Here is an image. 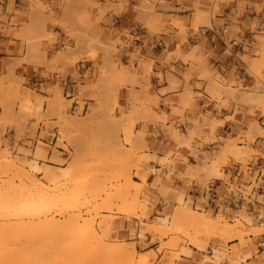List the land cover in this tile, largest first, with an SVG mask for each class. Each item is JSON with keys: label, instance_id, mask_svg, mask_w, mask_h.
I'll return each mask as SVG.
<instances>
[{"label": "rangeland", "instance_id": "374dc122", "mask_svg": "<svg viewBox=\"0 0 264 264\" xmlns=\"http://www.w3.org/2000/svg\"><path fill=\"white\" fill-rule=\"evenodd\" d=\"M176 5L166 7L165 0H0V36L19 42V58L8 60L6 74H0V165L5 160L16 166V171L0 166V199L18 193L17 185L38 183L46 196L61 202L49 207L45 219L64 224L71 213L93 218L100 238L107 230L101 238L105 245L122 243L149 264H244L240 259L247 256L249 264H264V166L253 169L264 158V150L254 147L264 143V105L254 101L260 92L264 99V0H192L188 6L177 0ZM123 15L133 19L132 34L103 27L108 17ZM247 15L258 17L241 21ZM53 28L73 44L64 43L48 55L46 46L58 42ZM141 29L148 35L143 48L150 47L151 55L135 45ZM30 62L60 74L74 69L76 79L78 63H89L92 70L73 92L57 84L41 89L42 97L14 72ZM155 64L164 68L163 74L158 68L152 72ZM152 76L158 86L167 84L156 91L159 96ZM222 110L231 115L223 116ZM237 114L240 121L234 118ZM227 121L236 128H223ZM152 128L162 130L173 147L154 150L149 143L156 136ZM12 130L13 142L8 134ZM65 171L70 172L68 180H49ZM125 175V182L119 180ZM128 180L134 189L126 186ZM217 180L222 181L219 188ZM86 183L93 192L83 190ZM122 184L130 189L126 202L129 197L137 202L134 213L121 199L127 211L115 199L110 202L114 206L108 201L100 205L104 193L112 198V188ZM69 196L75 197L74 212L69 211ZM183 208L202 213L212 223L218 220L219 233L184 223L173 230V216ZM159 218L167 220L164 236L153 230ZM39 236L33 243L17 241L16 249L34 256L37 264H52L53 243L60 238L51 235L50 250L51 241L45 238L43 244ZM93 249V243L87 245L86 256ZM100 256L95 264H109Z\"/></svg>", "mask_w": 264, "mask_h": 264}, {"label": "bare ground", "instance_id": "6f19581e", "mask_svg": "<svg viewBox=\"0 0 264 264\" xmlns=\"http://www.w3.org/2000/svg\"><path fill=\"white\" fill-rule=\"evenodd\" d=\"M144 8V7H143ZM146 13H144V14H148L147 13V10H144ZM143 11V12H144ZM151 11V10H150ZM149 11V15L152 13V12H150ZM156 15V14H155ZM150 16H152V15H150ZM158 18V17H157ZM156 20V19H155ZM155 22V21H154ZM154 22H152V23H154ZM151 23V24H152ZM155 23H157V21L155 22ZM147 25V24H146ZM159 25V24H158ZM91 46V45H90ZM96 46V45H95ZM104 46V45H103ZM88 47V46H87ZM92 48H93V46H92ZM95 48V47H94ZM93 48V49H94ZM107 49V48H106ZM108 50V49H107ZM262 50V49H261ZM105 51V50H104ZM93 52V51H92ZM91 52V53H92ZM90 53V54H91ZM258 62V61H257ZM257 66V65H256ZM106 67V66H105ZM106 69H109V68H106ZM105 70V69H104ZM107 71V70H106ZM105 71V72H106ZM109 71V70H108ZM112 71V70H111ZM110 71V72H111ZM114 71H115V73H114ZM104 72V73H105ZM112 73H114V74H116L117 72H116V70H114L113 69V71H112ZM112 73H110V74H112ZM106 74H108V72L106 73ZM203 75V74H202ZM112 76H113V74H112ZM214 83H212V85H213ZM214 86V85H213ZM212 87V86H211ZM256 87V86H255ZM251 88V87H250ZM214 90V89H213ZM227 90V89H226ZM250 90V89H249ZM258 91H260V90H258ZM250 92V91H249ZM228 93H230V91H228L227 92V94ZM248 93V92H247ZM255 93V92H254ZM261 93V92H260ZM260 93H259V95H257V97H258V99L256 98V97H254V95H252L254 98H256V100L254 99V101H256L257 102V100L259 101V103L260 104H262V105H264V103H262V102H264V99L262 100V96L260 95ZM250 94V93H249ZM248 94V95H249ZM263 94V93H262ZM230 95V94H229ZM255 95H256V93H255ZM260 96V97H259ZM147 97V96H146ZM247 97V96H246ZM249 97V96H248ZM251 97V96H250ZM245 98V97H244ZM260 98V99H259ZM251 99V98H250ZM100 100H102V99H100ZM134 100H136V99H134ZM249 100V99H248ZM260 100L262 101V102H260ZM255 102V103H256ZM101 104V103H100ZM102 105V104H101ZM102 106H104V105H102ZM261 106V105H260ZM100 108V107H99ZM104 111H105V109H103ZM102 112V111H101ZM262 112H264V111H262ZM95 114V113H94ZM94 118V117H93ZM96 120V119H95ZM98 120V119H97ZM6 121V120H5ZM96 122V121H95ZM3 123V122H2ZM1 123V124H2ZM72 123V122H71ZM4 124V123H3ZM93 124V123H92ZM67 126V125H66ZM69 127H71L70 129H72V126H69ZM86 127V126H85ZM89 127H91V126H89ZM82 128L84 129V127L82 126ZM250 128V127H249ZM256 128V127H255ZM254 128V129H255ZM258 128V127H257ZM73 130V129H72ZM75 131H77L76 129H74ZM79 130V129H78ZM86 130V129H85ZM88 130V129H87ZM250 131H252V130H250ZM232 143H229V145H231ZM233 145H234V142H233ZM232 150V149H231ZM237 150V149H236ZM235 149L233 150V152L234 151H236ZM239 151V150H238ZM232 152V151H231ZM237 152V151H236ZM236 152H234V155L236 154L237 155V153ZM240 152V151H239ZM127 154V153H126ZM3 155H4V153H3ZM3 155H1V158H2V156ZM235 155V156H236ZM240 155V154H239ZM5 156V155H4ZM3 156V157H4ZM126 156V155H125ZM3 159V158H2ZM1 161V163H3L2 162V160H0ZM4 162L6 163V165H5V163H4V165L3 164H1L2 165V167H1V169L3 168V166H4V168L8 165V167H6V168H10L9 170H11V169H14L15 168V171H16V166L15 167H11L10 165H13V164H10L8 161V163L4 160ZM54 162V161H53ZM78 163V162H77ZM0 165V166H1ZM75 165V164H74ZM78 166V165H77ZM77 168L78 167H76V171H77ZM18 169V168H17ZM3 170V169H2ZM5 170V169H4ZM7 170V169H6ZM5 170V171H6ZM5 171H4V173H5ZM64 171V170H63ZM7 172V171H6ZM23 172V171H22ZM13 173H15V172H13ZM26 173V172H25ZM9 174H10V171H9ZM23 174H24V172H23ZM68 174H70V172L68 173V171H65V172H63V173H61V175L60 176H58V177H56V175L55 174H52V175H50L51 177H49V176H47V177H49V180L52 182V180H53V182L55 183L56 181H58L57 180V178H59V177H66ZM74 174V173H73ZM15 175V174H14ZM22 176V175H21ZM126 177V175L125 176H122L121 178H119V180L120 179H122L123 180V178H125ZM24 178H26V177H24ZM67 178V177H66ZM29 179H31V178H29ZM48 179V178H47ZM24 180H26V179H24ZM67 180H68V178H67ZM69 180H71V179H69ZM125 180H127V179H124L123 181L125 182ZM21 181V180H20ZM50 181H48L49 183H50ZM9 182V181H8ZM35 182V181H34ZM47 182V183H48ZM63 182H65V181H63ZM128 182H129V180H128ZM127 182V183H128ZM12 184V183H11ZM22 184V183H21ZM32 184V183H31ZM52 184V183H51ZM120 184V183H119ZM27 185V184H26ZM26 185H24V183H23V185L21 186H19V185H17L18 187V189L16 188V186L14 187L15 189H17L18 191V193H12V194H5L6 196L3 198L2 196L3 195H1V199H0V220L2 221V222H0V264H37V262L35 261V257H34V260L31 258V256L29 257L27 254H21L19 251L21 250V249H19L18 250V248L16 249V242L18 241H20V240H23V241H26V242H28V243H33V242H31V241H33V238H36L35 236L36 235H41V236H39V238H41L42 239V241L46 238V240L48 239V240H50V241H48V243L50 242V244L48 245V247H50L49 249L50 250H52V247L54 246L55 248L52 250V251H54L55 250V252H54V254H56V255H53V258H50V259H53V262H52V264H74V263H76V264H80V263H82V264H93V263H91L92 261H94L95 259H96V256H97V260H98V257H99V255H101L100 257H103V259L104 260H106L107 259V262L109 263V264H115L116 262H119L118 264H121L120 262H127L128 261V264H149V262H148V260L146 259V257H144V256H137V257H135V256H133V250H130V251H128V250H126L125 248L127 247H124L123 248V245H122V243L120 244V243H118L117 245H111V246H109V245H105V242L103 243V241L104 240H102L101 238L103 237V238H105L106 237V231L104 230L103 232H104V234H102V233H100V234H102V237L100 238L99 237V235H98V233L96 232V230H95V228H94V224H93V216L91 217L92 219L90 220L89 219V221L86 219H83V220H85V221H82V219H81V215L78 213V214H73V213H71L70 215H69V217L67 216V217H65L66 219L64 220V221H66L64 224H66V223H68V224H66V226H67V229H65V225L63 224V223H61L62 221L61 220H59V222L60 223H58V221H52V220H49V219H45V217H46V213H47V211H50L49 210V207L50 206H55L56 205V203L58 202V201H56V200H54V198L53 199H51L50 197H48V196H46V195H48V194H46L45 195V193L46 192H44V188H42V185L40 186L38 183H34L33 185H31V187H29V185L28 186H26ZM8 186V185H7ZM13 186L14 185H12L11 187H12V189H13ZM84 186V188H83V190L86 192L87 191V193L88 192H90V190H92L91 192H93V189L92 188H90L91 186L90 185H88V183H86V184H84L83 185ZM86 186L87 187H89V188H86ZM119 186V185H118ZM126 186H128L130 189L134 186L135 187V183L134 182H129V185H126ZM126 186H124L123 184H122V186H119V187H117V185H116V187H114V188H112L113 190V194H114V196H112V198H111V194L109 195V193H106L107 195L106 196H108V197H106L105 196V193H104V197L105 198H101V199H103L104 200V203H102L103 202V200H101L102 202H101V206H102V204H103V206L105 205L106 206V204H107V202L106 201H108V203H110L111 202V199H115V201L116 200H119V207H120V209H123V208H125V209H123L124 211H127V208L126 207H122V205L123 206H130V209H131V207H132V210H130V211H133L134 209L133 208H135V209H137V202H136V200H135V198L133 199V197H129L130 198V202L129 201H127L126 202V197H127V195L129 194L128 193V191L130 190L129 188H127ZM132 186V187H131ZM44 187V186H43ZM136 187L138 188V185H136ZM46 188V187H45ZM116 188V189H115ZM136 188V189H137ZM9 189H10V187H9ZM47 189V188H46ZM88 189V190H87ZM114 189H115V191H114ZM132 189H134V188H132ZM20 190V191H19ZM83 191V192H84ZM138 190H135V192H137ZM134 191L132 192V194L133 193H135ZM6 193V192H5ZM9 193V192H8ZM11 193V192H10ZM124 193V194H123ZM2 194V193H1ZM24 194H26V195H24ZM90 194V193H89ZM112 194V195H113ZM126 194V195H125ZM50 196V195H49ZM95 196V195H94ZM62 197V196H61ZM70 197V196H69ZM68 197V198H69ZM55 198H57V197H55ZM72 197H70V201L71 200H74L75 199V197H74V199H71ZM122 201H124L123 203H125V205L124 204H122L121 205V200ZM68 200V199H67ZM95 200V199H94ZM65 201V200H64ZM69 200H68V202L71 204L73 201H71L70 202ZM114 201V202H115ZM60 202V201H59ZM58 202V203H59ZM61 203V202H60ZM64 203V202H63ZM65 203H66V201H65ZM96 203V202H95ZM111 204V203H110ZM113 204H115V203H113ZM113 204H111L112 206H114ZM63 205V204H62ZM108 205V204H107ZM70 206V205H69ZM95 206H97V205H95ZM110 206V205H109ZM118 206V205H117ZM71 207V208H70ZM69 208H70V212H74L75 211V209H76V205L75 204H71V206H70ZM98 207L99 206H97V208L96 209H98ZM118 207V208H119ZM54 208V207H53ZM94 208V206H93V209H95ZM108 208V207H107ZM111 208V207H110ZM116 209V211H117V208H115ZM182 209V208H181ZM110 210V209H109ZM121 211V212H123V213H125L124 211ZM175 210H178V209H175ZM79 212V211H78ZM132 213H134V211L132 212ZM132 213H129V210H128V214H131L132 215ZM174 213V212H173ZM173 213H172V215H173ZM176 213V212H175ZM174 213V214H175ZM127 214V213H126ZM66 216V215H65ZM42 217H44V219H41L40 220V218H42ZM103 218H106V217H103ZM169 218H172V217H169ZM62 219V218H61ZM35 220H37V222H35ZM57 220V219H56ZM102 220H104L105 221V219H102ZM211 220V219H210ZM171 221V219L169 220V222ZM221 221V220H220ZM107 222V221H106ZM213 222H217V223H212V221L210 222L209 221V218H207L205 215H203L202 213H198V212H195V211H191V210H187V209H185V208H183V210H179L174 216H173V219H172V223H173V225L171 224V223H169V224H171L172 226H174L175 228L173 229V230H175V229H177V226L179 225V223L182 225V227H184L183 226V223L184 224H187V226L189 225L190 227L189 228H191V229H195V228H199L200 226H202V228H203V231H205L204 230V228L206 229V228H208V229H210L211 228V230L212 231H216V232H218L219 233V231H220V227H219V224H218V220H216V221H213ZM166 223H167V220H163V225H157L156 227H153L154 229V231L155 232H157L159 235H166V230H164V227H165V225H166ZM235 223V222H234ZM176 224H178L177 226H175ZM107 225V224H106ZM222 225V224H221ZM242 225V224H241ZM225 226V225H224ZM232 226V225H231ZM238 226V225H237ZM240 226V225H239ZM169 227V226H168ZM179 227H180V225H179ZM226 227H228L227 225H226ZM241 227V229H242V226H240ZM201 228V229H202ZM166 229V228H165ZM170 229V228H169ZM182 229V228H181ZM200 229V228H199ZM225 229V228H224ZM227 229H230V230H228V231H231V228H227ZM152 230V229H151ZM172 230V229H171ZM178 230H179V228H178ZM210 230V232H212ZM249 230V229H248ZM153 231V232H154ZM208 231V230H207ZM226 231V230H225ZM170 232V231H169ZM172 232V231H171ZM206 232V231H205ZM210 232H208V233H210ZM197 233H201V232H197ZM213 233V232H212ZM217 233V234H218ZM223 233V232H222ZM230 233V232H229ZM232 233V232H231ZM241 232H236L235 234H234V232H233V236H236L237 237V235H238V238L239 237H241L240 234ZM254 233V232H253ZM53 234V236L52 237H54V239L56 240V239H59L60 238V241L59 242H57V241H55L56 242V244H54L53 242H52V239H50L51 238V235ZM227 234V233H226ZM220 235V234H219ZM224 234H222L221 236H223ZM229 235V234H228ZM42 236H45V237H42ZM47 236V237H46ZM50 236V237H49ZM55 236H57V238L55 237ZM101 236V235H100ZM230 236H231V234H230ZM38 237V236H37ZM167 237V236H166ZM224 237H225V235H224ZM236 237H234V239H236ZM223 238V237H222ZM237 238V239H238ZM173 241H175L174 239H172ZM173 241H171L170 240V243L171 242H173ZM61 242V243H60ZM47 243V242H46ZM45 243V244H46ZM52 243H53V246H52ZM58 243V244H57ZM91 243H93V246H94V249L93 250H95L94 251V253H90L89 252V250L87 251V252H89V254H90V258H87V256L89 255H87L86 256V254H85V252H84V250L86 249V247H87V245H89V244H91ZM161 243V242H160ZM16 244V245H15ZM24 244V243H23ZM43 244H44V241H43ZM165 244V243H164ZM166 244H167V247H168V245H169V242H166ZM174 243H172V245H173ZM18 245H19V243H18ZM25 245V244H24ZM27 245V244H26ZM25 245V246H26ZM28 246V245H27ZM56 246H58V248H56ZM86 246V247H85ZM165 246V245H164ZM186 246V245H185ZM30 247V246H29ZM47 247V248H48ZM166 247V246H165ZM175 247V246H174ZM28 248V247H27ZM31 248V247H30ZM44 248H46V247H44ZM46 248V249H47ZM131 248V247H130ZM173 248V247H172ZM49 249H47V250H49ZM90 249V248H89ZM133 249V248H132ZM25 250V247L22 249V252H25L26 253V251H24ZM28 250H31V249H28ZM28 250H27V253H28ZM46 250V251H47ZM57 250H58V252L59 253H57ZM82 250H83V252H82ZM32 251V250H31ZM46 251H45V253H46ZM92 252V251H91ZM50 253H51V251H50ZM53 253V252H52ZM100 253V254H99ZM93 254V255H92ZM50 255V254H49ZM81 255H84V256H82L81 257ZM81 257V258H80ZM83 258L85 259V260H83ZM106 258V259H105ZM240 259V258H239ZM71 260H74V261H71ZM82 260L83 261H86V262H82ZM243 260H246V257L245 258H242V259H240V261H243ZM33 261L35 262V263H33ZM52 261V260H51ZM51 261H49V263L51 262ZM76 261V262H75ZM96 261V260H95ZM95 261H94V264H95ZM98 262V261H97ZM51 264V263H50Z\"/></svg>", "mask_w": 264, "mask_h": 264}, {"label": "crops", "instance_id": "0c3cea01", "mask_svg": "<svg viewBox=\"0 0 264 264\" xmlns=\"http://www.w3.org/2000/svg\"><path fill=\"white\" fill-rule=\"evenodd\" d=\"M191 1L192 0H181V5H183V6L191 5ZM48 3L51 4V1H48ZM176 4H177V0H165V5H167L166 7H170V6L175 7V6H177ZM156 6L159 7L160 5L157 4ZM161 9L163 10V8H161ZM56 12H58V11H56ZM166 14H169V13L167 12ZM257 17L258 16H255V15H247V17L241 18V21H245L246 23H249L252 19L257 18ZM103 27L107 30L108 29L116 30L118 33H122V32L127 31L129 34H132L134 29H135L133 19H130L125 15H123L121 18H115L113 16L108 17V20L103 25ZM52 30H53V32H55L57 34L58 42L50 45L49 47L46 46V50H47L48 55L51 54V50H55L56 47L62 46L64 43H67V44L69 43L71 45L73 44V41H70L67 38L66 34L61 29L53 28ZM138 34L141 38H140V41L138 43H135V45H138V47H140L142 49L144 42H146L148 39L147 31L145 29H141ZM120 37L122 38V40H125V43L127 42V39H125L124 36L119 35V38ZM146 46H148V45H146ZM18 50H19L18 40L13 39L12 37H5V36L1 37L0 36V74H2V75L6 74V72H7L6 65L9 62L8 60L19 58L18 57L19 55H17ZM129 50H131V48ZM142 51L147 52V53H149V55H151L150 54L151 53L150 47H148V50H146V51L143 48ZM154 67L155 68L152 69V70H155V71H152L153 73H156L157 72L156 68H158L163 74L164 68H160L157 64H155ZM75 70L77 71V76L79 79H76L75 77H73L74 74H72V72H74V69L73 70L70 69L65 74H60L58 72L50 70L46 66L34 64L32 62L22 63L18 67L14 68L15 74L17 76H19L20 78L25 79L27 81L28 86H30V87H32V89L36 90L35 95H40L42 97H46V95L44 93L39 92L41 89H43V90L50 89L51 87H53L57 84L60 87H64L66 90L73 92L77 81L82 80V76L87 71L92 70L91 64H89V63H78L76 65ZM150 82H151V84L154 85V89H155L154 92L156 95H158V93L156 91H158L160 89H164L167 87V84L165 82H163L162 86H158L159 85L158 78H156L154 76L150 77ZM166 94H168V92H166L163 95L165 96ZM222 114H223V116H230L231 112L230 111L227 112V111L222 110ZM234 118L237 121L241 120V116L239 114L234 115ZM233 127L236 128V126L229 121L225 122V124L223 126V128H226V130L232 129ZM151 132L156 134V136L154 138L149 139L150 146L154 150H157V151L169 150L170 148L173 147L171 144V141H168V138L165 135H163L162 130H155L154 128H152ZM38 133H39V131L37 130L36 134H38ZM8 134H9V137L12 139V142H13L14 141L13 139L15 137V130L9 131ZM254 147L260 151H263L264 150V143L261 142L259 145H255ZM179 152L187 155V151L184 149L179 150ZM157 157H161L159 152H157ZM34 164L36 165L37 169H39V165L37 163H34ZM263 166H264V158H258L257 162H256V166L253 169L256 170L257 168H261ZM155 169H159L158 166H156ZM215 184H216V188H219L222 186V181L217 180V182ZM178 200L181 201V197ZM185 209L191 210V211L193 210V209H188V208H185ZM164 219L165 218H159L158 220H160V222L158 225H163ZM192 244L198 246L197 242H194ZM247 259H248V256L246 257V260ZM246 260H245L244 264H249Z\"/></svg>", "mask_w": 264, "mask_h": 264}, {"label": "built area", "instance_id": "2783aa9c", "mask_svg": "<svg viewBox=\"0 0 264 264\" xmlns=\"http://www.w3.org/2000/svg\"><path fill=\"white\" fill-rule=\"evenodd\" d=\"M232 44H233V45H236L237 43H236V41L232 40Z\"/></svg>", "mask_w": 264, "mask_h": 264}]
</instances>
